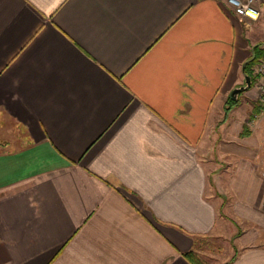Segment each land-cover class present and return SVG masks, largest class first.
Segmentation results:
<instances>
[{
  "label": "crops",
  "instance_id": "crops-1",
  "mask_svg": "<svg viewBox=\"0 0 264 264\" xmlns=\"http://www.w3.org/2000/svg\"><path fill=\"white\" fill-rule=\"evenodd\" d=\"M257 7L0 0V264H264Z\"/></svg>",
  "mask_w": 264,
  "mask_h": 264
},
{
  "label": "rangeland",
  "instance_id": "rangeland-1",
  "mask_svg": "<svg viewBox=\"0 0 264 264\" xmlns=\"http://www.w3.org/2000/svg\"><path fill=\"white\" fill-rule=\"evenodd\" d=\"M19 130L20 128L17 124L11 121L5 114L0 113V142L8 141L15 148L25 146V142H22L23 139L20 136L22 132ZM230 246L229 241L207 237L205 240L199 242L196 252L205 264H226L232 256Z\"/></svg>",
  "mask_w": 264,
  "mask_h": 264
},
{
  "label": "built area",
  "instance_id": "built-area-1",
  "mask_svg": "<svg viewBox=\"0 0 264 264\" xmlns=\"http://www.w3.org/2000/svg\"><path fill=\"white\" fill-rule=\"evenodd\" d=\"M264 0H227V4L235 13L247 21H256L260 18L261 12L257 3ZM255 74L258 78V87L261 102L264 104V57L255 65Z\"/></svg>",
  "mask_w": 264,
  "mask_h": 264
},
{
  "label": "trees",
  "instance_id": "trees-1",
  "mask_svg": "<svg viewBox=\"0 0 264 264\" xmlns=\"http://www.w3.org/2000/svg\"><path fill=\"white\" fill-rule=\"evenodd\" d=\"M256 52L259 53V55H260L264 52V49L257 47ZM259 60H260V57H257L253 61L252 65H256ZM186 257L189 259V261L192 264H205V262H203L202 258L198 255V253L196 251H192V252L188 253L186 255Z\"/></svg>",
  "mask_w": 264,
  "mask_h": 264
},
{
  "label": "water",
  "instance_id": "water-1",
  "mask_svg": "<svg viewBox=\"0 0 264 264\" xmlns=\"http://www.w3.org/2000/svg\"><path fill=\"white\" fill-rule=\"evenodd\" d=\"M247 82H248V87H250L251 86V80H250V77L247 79ZM246 90V88H242V89H239V90H237L235 93H234V95H238L239 93H241V92H243V91H245Z\"/></svg>",
  "mask_w": 264,
  "mask_h": 264
}]
</instances>
